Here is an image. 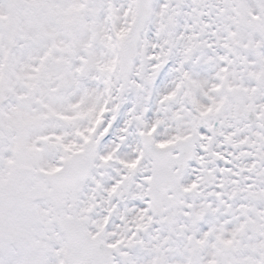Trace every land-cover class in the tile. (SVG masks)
<instances>
[{"label":"snow or ice","instance_id":"obj_1","mask_svg":"<svg viewBox=\"0 0 264 264\" xmlns=\"http://www.w3.org/2000/svg\"><path fill=\"white\" fill-rule=\"evenodd\" d=\"M0 264H264V0H0Z\"/></svg>","mask_w":264,"mask_h":264}]
</instances>
